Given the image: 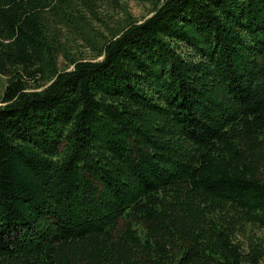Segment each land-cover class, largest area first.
I'll use <instances>...</instances> for the list:
<instances>
[{
    "label": "trees",
    "instance_id": "obj_1",
    "mask_svg": "<svg viewBox=\"0 0 264 264\" xmlns=\"http://www.w3.org/2000/svg\"><path fill=\"white\" fill-rule=\"evenodd\" d=\"M150 1L0 0V264H264V0Z\"/></svg>",
    "mask_w": 264,
    "mask_h": 264
},
{
    "label": "rangeland",
    "instance_id": "obj_2",
    "mask_svg": "<svg viewBox=\"0 0 264 264\" xmlns=\"http://www.w3.org/2000/svg\"><path fill=\"white\" fill-rule=\"evenodd\" d=\"M76 1V0H75ZM85 4L80 3L74 8L75 14L81 12L91 24V33H96L97 39L103 36H109L110 32L117 30L125 19L132 21H142L150 17L151 1L150 0H88ZM62 34L69 37L72 42L68 44V50L75 56H84L90 58L91 52L85 47L83 41H75L77 35H69L68 30H62ZM63 36V35H61ZM99 44L102 40L97 41ZM99 60V59H98ZM60 68L64 67L63 59L59 58ZM5 78L0 77V89H3ZM259 238L264 241V231L257 233Z\"/></svg>",
    "mask_w": 264,
    "mask_h": 264
}]
</instances>
